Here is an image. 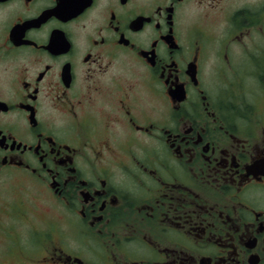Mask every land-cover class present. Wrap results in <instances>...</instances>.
<instances>
[{
  "label": "flooded vegetation",
  "instance_id": "af4514ba",
  "mask_svg": "<svg viewBox=\"0 0 264 264\" xmlns=\"http://www.w3.org/2000/svg\"><path fill=\"white\" fill-rule=\"evenodd\" d=\"M12 180L0 264H264V0H0Z\"/></svg>",
  "mask_w": 264,
  "mask_h": 264
},
{
  "label": "rangeland",
  "instance_id": "374dc122",
  "mask_svg": "<svg viewBox=\"0 0 264 264\" xmlns=\"http://www.w3.org/2000/svg\"><path fill=\"white\" fill-rule=\"evenodd\" d=\"M218 12H212V16L210 18V24L215 26L220 19L218 17ZM14 181V180H12ZM20 181H14L12 184L10 183L7 185L6 183L0 184V188H3L4 190H12V192H16L18 190V186H20ZM34 192L31 194L32 198L34 199V208L36 211V218L35 223L36 225H45L46 218H50L51 213H54L49 206H47V202L43 200V195L40 193L39 190L33 188ZM40 206V207H39ZM57 213V211H55ZM16 262V260H14Z\"/></svg>",
  "mask_w": 264,
  "mask_h": 264
}]
</instances>
